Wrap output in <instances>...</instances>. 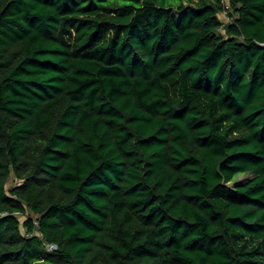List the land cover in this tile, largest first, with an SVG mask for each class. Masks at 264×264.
I'll use <instances>...</instances> for the list:
<instances>
[{
    "label": "trees",
    "instance_id": "16d2710c",
    "mask_svg": "<svg viewBox=\"0 0 264 264\" xmlns=\"http://www.w3.org/2000/svg\"><path fill=\"white\" fill-rule=\"evenodd\" d=\"M0 264H264V0H0Z\"/></svg>",
    "mask_w": 264,
    "mask_h": 264
},
{
    "label": "rangeland",
    "instance_id": "374dc122",
    "mask_svg": "<svg viewBox=\"0 0 264 264\" xmlns=\"http://www.w3.org/2000/svg\"><path fill=\"white\" fill-rule=\"evenodd\" d=\"M225 3L227 4L228 6V0H225ZM219 17H220V20L223 22V23H228L230 21L231 18L228 17V14H226L225 12H222L219 14ZM248 177L247 174H240L238 176L235 177V181L234 182H237V181H241V180H244ZM13 182L12 180L9 181L8 185H11Z\"/></svg>",
    "mask_w": 264,
    "mask_h": 264
},
{
    "label": "built area",
    "instance_id": "2783aa9c",
    "mask_svg": "<svg viewBox=\"0 0 264 264\" xmlns=\"http://www.w3.org/2000/svg\"><path fill=\"white\" fill-rule=\"evenodd\" d=\"M48 248L52 249V248H54V246H52V245H49V246H48Z\"/></svg>",
    "mask_w": 264,
    "mask_h": 264
}]
</instances>
